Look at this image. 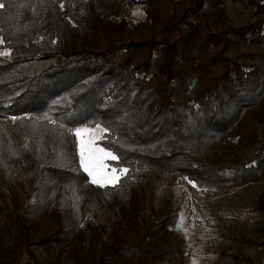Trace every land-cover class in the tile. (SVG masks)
<instances>
[{"label":"trees","instance_id":"1","mask_svg":"<svg viewBox=\"0 0 264 264\" xmlns=\"http://www.w3.org/2000/svg\"><path fill=\"white\" fill-rule=\"evenodd\" d=\"M0 3V52L9 53L0 55V122L34 121L71 144L68 165L30 159L22 217L0 205V264L65 241L76 264H108L81 248L85 230L106 236L102 253L115 264H187L169 206L174 180L228 190L264 179V0H232L253 19L238 27L223 0ZM136 7L144 19L132 22ZM96 123L109 129L98 144L119 158L110 166L128 169L115 187L93 185L79 165L71 130ZM226 140L221 151L242 141L253 153L240 163L234 153L218 163L199 155ZM6 157L5 191V167L17 161ZM131 192L142 195L136 204ZM255 210L264 214L261 195Z\"/></svg>","mask_w":264,"mask_h":264},{"label":"rangeland","instance_id":"2","mask_svg":"<svg viewBox=\"0 0 264 264\" xmlns=\"http://www.w3.org/2000/svg\"><path fill=\"white\" fill-rule=\"evenodd\" d=\"M223 2L228 8V20L232 26L238 27L253 21L248 10L238 8L232 3V0H223ZM127 17L132 22L143 20L144 8L136 7L128 10ZM29 117L30 115H25V118ZM262 128L264 129V124ZM11 129L13 130L11 131ZM102 135L103 133H95L94 136L96 145L99 147L101 146L98 142ZM229 143L228 140L217 141L214 146L203 147V151H207L210 157L204 153L199 155L208 159L210 163H218L220 159L225 160L228 154L234 153L240 163L253 153V149L244 145L242 141H238V145L234 149L221 151L223 148H227ZM213 150H217V152L213 153ZM1 152L8 158H15L17 161H13L16 163L9 162L5 167L3 183L5 182L8 188L5 191V187L0 186V200H2L0 205L6 208L12 207L15 214L22 217V210L31 199L19 189L23 188L25 181L21 178L28 176L32 171V168L29 167L30 159L45 163L55 158L68 165L71 157V144L61 140L53 131L49 133V129L34 121L19 123L13 128H10L5 122H0V156ZM218 153H220V157L217 155ZM110 160H105L107 165L105 172L109 175L114 169L109 164ZM21 162L22 166H20ZM116 174L120 175L119 172ZM0 177H2L1 174ZM88 178L91 181L89 176ZM174 182L169 188V206L179 215V223L174 233L181 240L187 264H264V214L255 210L259 196L264 197V179L259 182L235 186L228 190L216 187L197 188L194 184L187 183L183 178L174 180ZM8 190L13 191V198L17 200V203L11 202L12 197L8 195ZM60 191L61 189L58 194L62 195L65 202L73 203L75 201L70 190ZM129 194H131L132 204L141 200L142 195L138 192ZM104 209L105 207H102L103 213ZM48 221L45 219V224L50 230L52 225ZM106 239V236L101 235L98 231L91 233L85 230L80 236H76V240L86 252L91 250L108 264H115L113 259L102 253V246ZM90 245L93 248L87 250ZM28 249L32 256L24 254L21 258L23 264H76L73 257L76 251L72 241L51 242L47 246L32 245Z\"/></svg>","mask_w":264,"mask_h":264},{"label":"snow or ice","instance_id":"3","mask_svg":"<svg viewBox=\"0 0 264 264\" xmlns=\"http://www.w3.org/2000/svg\"><path fill=\"white\" fill-rule=\"evenodd\" d=\"M4 7L5 5L0 3V9H3ZM61 7H63V5H61ZM0 42H2V38H0ZM0 55L8 56L9 53L6 51L0 52ZM47 118V116L43 117V119ZM50 123H55V121H50ZM108 131L109 129L100 123H96L94 128L84 126L76 127L71 130V134L76 138L81 168L91 178L90 182L101 188L107 186L115 187L116 184L119 183L121 176L128 172L127 168L119 170L114 168L112 169L111 175L105 172V169L107 168L105 160H118L119 158L111 151L97 146L94 136L95 133H107ZM117 171H119L120 175L116 174Z\"/></svg>","mask_w":264,"mask_h":264}]
</instances>
